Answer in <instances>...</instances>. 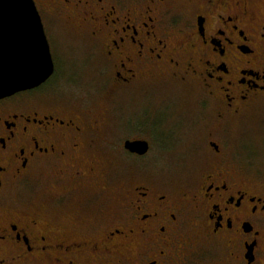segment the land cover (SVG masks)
<instances>
[{
	"label": "flooded vegetation",
	"instance_id": "af4514ba",
	"mask_svg": "<svg viewBox=\"0 0 264 264\" xmlns=\"http://www.w3.org/2000/svg\"><path fill=\"white\" fill-rule=\"evenodd\" d=\"M34 2L44 28L91 38L116 89L170 71L198 78L219 119L264 102V0ZM46 35L51 77L0 99V264H264V175L213 139L207 170L183 192L129 178L103 218L104 192L81 186L102 184L93 155L102 114L70 105L57 37L54 46ZM125 141L126 158L148 155ZM36 174L55 185L48 215L19 207ZM72 201L74 212L59 214Z\"/></svg>",
	"mask_w": 264,
	"mask_h": 264
},
{
	"label": "rangeland",
	"instance_id": "374dc122",
	"mask_svg": "<svg viewBox=\"0 0 264 264\" xmlns=\"http://www.w3.org/2000/svg\"><path fill=\"white\" fill-rule=\"evenodd\" d=\"M45 28L52 45L56 46L57 37L61 49H57L61 53L58 65L66 68L67 83H72L67 93L70 105L102 114L101 135L93 153L102 184L94 189L81 186L87 192H104L100 205L103 218L118 208L117 194L123 192L129 178L137 182L157 180L183 192L207 170L211 139L227 146L246 170L264 175V102L242 115L219 119L198 78L192 74L175 76L170 71H149L139 82L116 89L109 69L103 67V51L95 48L88 35L79 39L64 26ZM128 139L147 140L151 145L148 155L123 156L119 150ZM36 176L20 187L19 199L23 202L19 207L48 215V195L55 185L42 174ZM75 207L72 201L66 211H58L70 213Z\"/></svg>",
	"mask_w": 264,
	"mask_h": 264
},
{
	"label": "water",
	"instance_id": "95a60500",
	"mask_svg": "<svg viewBox=\"0 0 264 264\" xmlns=\"http://www.w3.org/2000/svg\"><path fill=\"white\" fill-rule=\"evenodd\" d=\"M53 72L50 44L34 0H0V99L40 86ZM125 148L143 156L150 143L128 139Z\"/></svg>",
	"mask_w": 264,
	"mask_h": 264
}]
</instances>
